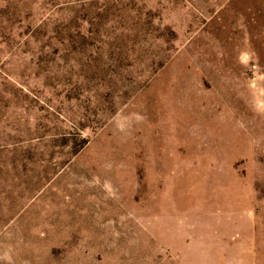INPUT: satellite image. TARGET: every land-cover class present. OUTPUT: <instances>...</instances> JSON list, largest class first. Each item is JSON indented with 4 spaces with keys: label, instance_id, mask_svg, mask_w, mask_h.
<instances>
[{
    "label": "rangeland",
    "instance_id": "obj_1",
    "mask_svg": "<svg viewBox=\"0 0 264 264\" xmlns=\"http://www.w3.org/2000/svg\"><path fill=\"white\" fill-rule=\"evenodd\" d=\"M0 264H264V0H0Z\"/></svg>",
    "mask_w": 264,
    "mask_h": 264
}]
</instances>
